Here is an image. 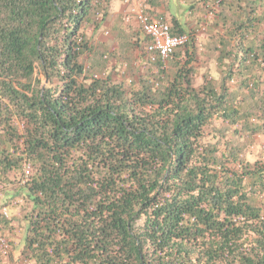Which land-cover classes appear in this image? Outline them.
<instances>
[{"label":"trees","instance_id":"16d2710c","mask_svg":"<svg viewBox=\"0 0 264 264\" xmlns=\"http://www.w3.org/2000/svg\"><path fill=\"white\" fill-rule=\"evenodd\" d=\"M193 1L165 64L96 45L109 0H0V264H264V0Z\"/></svg>","mask_w":264,"mask_h":264},{"label":"crops","instance_id":"0c3cea01","mask_svg":"<svg viewBox=\"0 0 264 264\" xmlns=\"http://www.w3.org/2000/svg\"><path fill=\"white\" fill-rule=\"evenodd\" d=\"M142 1L144 0H132L129 4H125L123 0H109L108 15L100 29L96 31V45L101 44L105 40L108 42L113 41L119 32L123 36L132 38L133 41H135L133 37L136 34L140 35V38L145 37L133 13H130ZM191 1L193 0H158L156 5H151L149 0L144 2L155 16L165 19L168 23H171L172 19H176L179 21L180 27H184L186 30H194L198 27H203V22L199 24L198 21L206 18V16L204 11H201L204 2L196 4L195 10L189 11L188 8L192 5L189 2ZM105 33H107L109 38L104 37ZM17 255L18 252L14 254L15 258Z\"/></svg>","mask_w":264,"mask_h":264},{"label":"built area","instance_id":"2783aa9c","mask_svg":"<svg viewBox=\"0 0 264 264\" xmlns=\"http://www.w3.org/2000/svg\"><path fill=\"white\" fill-rule=\"evenodd\" d=\"M131 1L123 0L125 4H129ZM144 1L136 9H132L130 13H133L141 32L149 39L144 47L146 59L150 62H155L158 59L166 63L177 50L186 47L189 42V35H173L170 24L165 19L152 14ZM0 213L5 217L9 215L6 209H2ZM0 248L3 251L8 249L7 240L1 234Z\"/></svg>","mask_w":264,"mask_h":264},{"label":"rangeland","instance_id":"374dc122","mask_svg":"<svg viewBox=\"0 0 264 264\" xmlns=\"http://www.w3.org/2000/svg\"><path fill=\"white\" fill-rule=\"evenodd\" d=\"M205 13V12H204ZM205 15V14H204ZM206 18H204L205 21H208L209 20V17L208 15H205ZM211 21V20H210ZM206 26H203V27H198L196 29L193 30L194 34L196 35L195 36V45L197 47V49L201 50V47L202 45L204 44V42L207 41V36H206V30H205ZM192 31V30H191ZM192 32V33H193ZM105 38H109L107 35L104 36ZM92 39H94V41L96 40V36H93L91 37ZM105 43H107L108 47H112L113 45L111 44V42H108V41H104ZM114 47V46H113ZM183 52L184 50L181 49V50H177L175 52V58H173L174 62L178 61V62H182L183 61ZM138 54H139V51H136L135 55L133 56V61H132V66L131 68L133 70H130V69H127L126 72H124L126 74V78L127 79H132L134 77L133 75V72H143L145 71V69H147L148 67V63H145L144 60H140V58H138ZM118 59L115 58V59H112L111 61L113 62V66L116 65V71L113 73V79L116 80V81H120L121 80V77L124 73H122V69H120L118 63L119 61H117ZM169 60H172L171 58ZM168 60V61H169ZM200 60V59H199ZM167 61V62H168ZM129 62V61H128ZM167 62L165 64H167ZM125 63V62H124ZM122 68V67H121ZM197 69H198V74L195 78V83L196 85L197 84H200L202 82V75L205 73V72H208L211 76H216L215 75V72H214V63L211 62V61H204V59L200 60L199 63H197ZM7 210V209H6ZM8 211V210H7ZM9 215H10V212L8 211ZM17 227V226H16ZM10 235V234H9ZM8 235V239L11 238V235L9 236ZM13 235H15V232L13 233ZM15 257V256H14ZM6 261V259H4Z\"/></svg>","mask_w":264,"mask_h":264}]
</instances>
